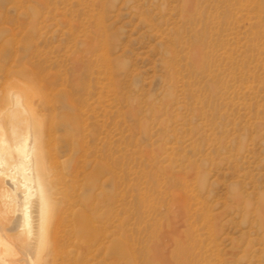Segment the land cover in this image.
I'll return each mask as SVG.
<instances>
[{"label": "rangeland", "instance_id": "1", "mask_svg": "<svg viewBox=\"0 0 264 264\" xmlns=\"http://www.w3.org/2000/svg\"><path fill=\"white\" fill-rule=\"evenodd\" d=\"M11 110L46 264H264V0H0Z\"/></svg>", "mask_w": 264, "mask_h": 264}, {"label": "bare ground", "instance_id": "2", "mask_svg": "<svg viewBox=\"0 0 264 264\" xmlns=\"http://www.w3.org/2000/svg\"><path fill=\"white\" fill-rule=\"evenodd\" d=\"M16 117L12 110L0 117V264H46L56 251L41 252L43 236L50 234L49 191L38 173L34 136L18 132Z\"/></svg>", "mask_w": 264, "mask_h": 264}]
</instances>
